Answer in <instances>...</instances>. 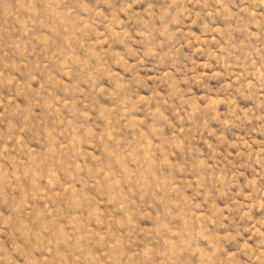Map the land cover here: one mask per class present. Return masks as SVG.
Instances as JSON below:
<instances>
[{
  "label": "rangeland",
  "instance_id": "rangeland-1",
  "mask_svg": "<svg viewBox=\"0 0 264 264\" xmlns=\"http://www.w3.org/2000/svg\"><path fill=\"white\" fill-rule=\"evenodd\" d=\"M0 264H264V0H0Z\"/></svg>",
  "mask_w": 264,
  "mask_h": 264
}]
</instances>
